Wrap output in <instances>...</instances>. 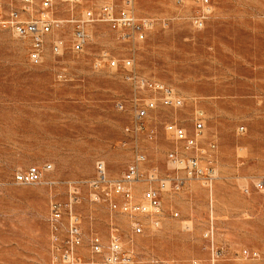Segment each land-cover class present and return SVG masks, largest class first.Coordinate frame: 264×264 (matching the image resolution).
Masks as SVG:
<instances>
[{"label":"rangeland","instance_id":"rangeland-1","mask_svg":"<svg viewBox=\"0 0 264 264\" xmlns=\"http://www.w3.org/2000/svg\"><path fill=\"white\" fill-rule=\"evenodd\" d=\"M112 1L117 13L125 8L124 0ZM106 2L53 0L45 10L64 22V44L55 52L56 35H48L44 61L35 64L28 40L1 23L13 10L22 11L23 1L0 0V264H65L50 208L53 200H69L75 187L79 200L72 208L81 217L85 243L79 252L97 264L108 263L103 253L92 252V237L107 244L114 231L133 264H206L212 245L204 233L211 226L220 250L216 264H264V186L257 185L264 180V0H134L137 15L155 19L144 39L123 37L96 20L87 24L85 48L73 50L69 20L88 8L99 16ZM42 4L35 0L36 16ZM201 13L207 18L198 27L194 16ZM128 56L141 75L186 97L183 106L151 110L138 134L126 130L134 118L127 68L107 60ZM197 114L205 121L202 144L217 145L204 157L217 168L211 186L195 179L163 191L160 226L153 215L130 216L92 198L88 180L96 175L97 160H105L117 179L136 148L147 155L145 174H183L167 158L171 150L186 153L183 142L165 125L176 121L192 133ZM46 162L55 166L43 181L16 180V172ZM145 187L143 181L134 185L137 201ZM134 220L143 224L142 232ZM67 221L66 215L64 226Z\"/></svg>","mask_w":264,"mask_h":264},{"label":"built area","instance_id":"built-area-1","mask_svg":"<svg viewBox=\"0 0 264 264\" xmlns=\"http://www.w3.org/2000/svg\"><path fill=\"white\" fill-rule=\"evenodd\" d=\"M23 10H13L7 19L1 20L5 26H9L14 33L29 42V58L35 64H41L45 58V49L48 35L55 34L52 46L55 52L62 50L64 41L59 31L64 27V22L58 18L47 15L34 14L35 0H22ZM70 3H77L81 0H67ZM209 0H203L206 4ZM43 9L51 8L53 0H42ZM125 8L117 13L112 0H107L104 9L99 16L93 8H88L81 18L70 19L74 25L73 50L82 51L88 41L89 30L87 24L99 20L108 22L112 28L122 31L123 37L134 40H142L147 36V30L153 26L155 19L148 16H139L135 10L134 0H124ZM24 11H29V15H23ZM33 13V15H32ZM41 13V11H40ZM207 18L206 14L194 16V23L202 27ZM127 29V31L125 30ZM111 67L117 68L121 64L127 68L126 78L133 88L131 98V108L134 112L132 125L126 130L133 134H138L145 129V118L148 113L158 108L160 105L179 107L185 104L186 97L178 90L163 80L154 79L141 75L135 64L133 56H128L122 60L115 57L107 58ZM121 108L124 104L121 103ZM165 128L174 133L177 141L183 142L186 153L178 150H171L167 154L170 164L175 168L184 170L183 174H176L174 177H160L158 171L153 169L147 174L142 168V164L147 160V155L136 148L134 159L128 165L123 175L117 179L110 176L106 161L99 159L96 162V175L88 180L92 190V198L98 201H109L114 209H119L130 216L140 214L153 215L155 226H160L162 214V194L167 190H179L187 181L202 179L208 186L212 185L217 175V168L213 160L204 161L206 155L217 148L216 143L211 142L209 149L202 144L205 134V121L200 114H197L194 131L190 133L188 129L176 121L168 122ZM245 127L240 126L239 131L244 132ZM154 130L151 131V134ZM53 162H46L43 166L32 165L25 170L16 172L15 178L20 183H37L44 179L46 172L54 169ZM140 181L146 184L143 190L141 201L136 200L134 185ZM157 182L158 185H154ZM257 185L262 188L264 180H260ZM79 190L74 188L69 200H53L50 208V221L54 230V238L61 245V263L65 264H97L95 259L84 258L79 249L84 245V231L81 217L72 204L79 200ZM68 213V214H66ZM68 216L67 224L64 226V218ZM136 232L143 231V224L140 220H134ZM65 229L62 232V229ZM205 238L212 245V257L206 264H216L219 256V249L215 248L214 237L215 228L211 226L205 233ZM91 249L93 253H103L108 264H133L134 256L126 250L122 237L114 231L109 242L106 244L99 235H94L91 239Z\"/></svg>","mask_w":264,"mask_h":264},{"label":"bare ground","instance_id":"bare-ground-1","mask_svg":"<svg viewBox=\"0 0 264 264\" xmlns=\"http://www.w3.org/2000/svg\"><path fill=\"white\" fill-rule=\"evenodd\" d=\"M40 11H41V10H40ZM48 13H49V12H48L47 10H45V9H44L43 11H41V14H42V15H47ZM134 190H135V188H134ZM142 193H143V192H142ZM135 195L137 196V195H138V192L135 191ZM84 244H85V243H84ZM82 246H83V245H82Z\"/></svg>","mask_w":264,"mask_h":264}]
</instances>
